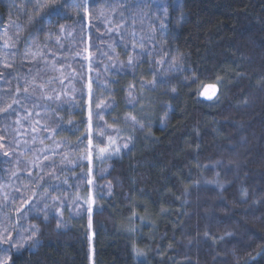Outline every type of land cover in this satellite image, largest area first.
<instances>
[{
  "label": "trees",
  "instance_id": "trees-1",
  "mask_svg": "<svg viewBox=\"0 0 264 264\" xmlns=\"http://www.w3.org/2000/svg\"><path fill=\"white\" fill-rule=\"evenodd\" d=\"M179 2L162 33L135 0H88L87 14L82 4L39 29L36 0H0V108L12 105L0 129L7 146L43 152L37 174L54 170L68 204L60 221L36 212L39 248L8 264H264V0ZM90 81L102 117L91 162ZM100 131L122 150L99 159ZM10 168L0 160V178Z\"/></svg>",
  "mask_w": 264,
  "mask_h": 264
},
{
  "label": "rangeland",
  "instance_id": "rangeland-1",
  "mask_svg": "<svg viewBox=\"0 0 264 264\" xmlns=\"http://www.w3.org/2000/svg\"><path fill=\"white\" fill-rule=\"evenodd\" d=\"M151 2L160 3L161 5L166 4V0H151ZM173 3H175V0H172L171 4ZM172 11L176 15L175 19L178 20L181 16V12L173 8ZM144 13L147 16V24L153 28L151 31H154L158 28L159 32L164 33L165 25L163 23L166 21V19H169V13L167 14V17H165L162 11H157V9L154 7H144ZM215 95L212 96L211 99H208L203 95L201 98L205 102L212 101ZM8 131L9 130L0 129V145H3V147H0V160L2 163L7 161L11 164V170L8 174L9 177L0 178V204L6 203V207L0 208V232H2L5 227H7L16 241L23 242L31 234V225L28 224V221L30 218L35 216L36 212L42 210L50 211L48 216L53 215L57 220L60 221L58 208L59 206L68 204L64 203V196L60 198V195L58 196L54 193H56L58 187H64V189L66 187L64 185L59 186L60 183L56 185L53 184L52 179L47 175L48 173L37 174L43 173V164L39 165V162L42 160L41 155L43 152L39 151V149L32 148L29 141L27 142L25 139H22L21 141L19 140L18 143L16 142L13 146H7L5 144L7 137H4L3 135L5 132L8 133ZM4 149H6V151L9 153L8 156L3 155ZM104 155L110 156L108 154ZM45 165L47 166V163ZM13 172L16 173L15 176L12 175ZM29 172H31L32 175H29ZM41 177H43L44 180L41 179ZM46 178L49 179L48 183ZM49 185H55V190L50 188ZM88 186L90 187V182ZM17 189H19V191H17ZM45 190H47L48 194L46 198L42 199L44 197ZM33 193H35V195H33ZM5 195L8 197L6 202ZM53 196L56 197V200L52 199ZM29 197L32 198L31 203H39L36 207L32 208V211L29 214L20 215L18 217L14 209L20 206L21 199H28ZM45 203L49 205L47 209H45ZM3 248H8L9 250L6 253L0 251V260L7 258V261L9 262V257L12 254L18 253L26 247L17 251L15 248H9L8 244H0V249Z\"/></svg>",
  "mask_w": 264,
  "mask_h": 264
},
{
  "label": "snow or ice",
  "instance_id": "snow-or-ice-1",
  "mask_svg": "<svg viewBox=\"0 0 264 264\" xmlns=\"http://www.w3.org/2000/svg\"><path fill=\"white\" fill-rule=\"evenodd\" d=\"M29 2H31V0H29ZM82 4L85 6V11L87 14V9L86 6L88 4V0H36V3L34 5L33 8V12L35 14L36 17H39V19H33L32 17H29V24H32L35 26V28L39 29L40 27L44 26L46 23L51 24V17L55 16L58 18H67L68 12H76L77 14L79 13ZM125 7H128L130 5H124ZM135 8H142V7H148V8H155L157 9V11H162L165 15V17H167L168 14V9L171 7L175 10H181L182 9V5L180 4L179 0H175V3L173 4H165V5H161L160 3H155V2H151V0H135L134 5ZM183 16V13L181 11V18ZM61 30H63V25H61ZM112 29H109V31H111ZM133 49H135L136 44L134 43L132 45ZM141 47H143V45L141 44ZM164 61L162 60H157L156 63L157 64H161ZM127 65L130 67H135V57L133 56H129L128 61H127ZM181 65V58L179 57H175L171 60L170 64H169V71L173 70V69H177L178 66ZM124 65L122 64L121 67H123ZM5 68L10 67V65L5 64L4 65ZM3 73H0V76H2ZM193 83L195 82L194 80L192 81ZM62 83V81H61ZM155 84V82H152ZM160 83H165L164 81H161ZM36 87L41 88V91L43 92L44 86L43 85H37ZM211 88V94H209L208 89ZM24 92H28V87H25ZM174 91V90H173ZM17 92H19V89H17ZM88 94H89V111H88V144H89V160L91 162V156H92V152L91 150L93 149V140L95 139V135H94V128L95 129H100L101 126L99 124L94 125L93 124V120L94 117H101L100 112H94L92 105L95 102V98L93 97V93H92V83L91 81L88 84ZM203 96H206V98L211 99L212 96H214L216 94V87L214 85H206L203 87V91L200 93ZM128 97H129V103H133V101L135 100V97L133 96L132 91H128L127 93ZM46 100H52L53 97L50 95H44L43 97ZM56 99H59V96L56 97ZM19 103V101L16 98H13V104H17ZM102 105L104 107H112V105H105L104 101H101L100 103H95V108L99 109L102 107ZM12 108V105L9 104L6 108H0V112H8V109ZM37 115H39L37 113ZM17 124L20 123L19 120L16 121ZM37 124H39V121L36 122ZM71 123V122H69ZM125 123L129 124L134 130L139 128L140 130H143L144 125L143 124H137V121L135 119V117H130L128 119H126ZM109 127H112L111 125H109ZM36 131V128H33V132ZM99 135L101 136H107L108 138V145L105 146H101L103 144V141H97L95 147H97L99 149V153L100 156L98 157L99 159H104L106 158L104 154H108L111 155L113 152L115 153H119L122 148L117 146L115 148H113V145H115L116 141L114 139V137L107 132H103L100 131ZM35 139V137H34ZM0 147H3V145H0ZM123 148H128L129 144L125 143L123 146ZM23 154V153H22ZM4 156H8L9 153L7 151H5L3 153ZM48 157L44 156V160H47ZM39 166V165H37ZM91 172V169H90ZM13 176L16 175L15 172L12 173ZM29 175H32L31 172H29ZM48 176H55V171H51L47 174ZM41 179H43V177H41ZM50 188H52L53 190H55V185H49ZM17 191H19V189H17ZM47 190H45V194H44V198L47 197ZM33 195H35V193H33ZM8 197L7 195H5V202L7 201ZM31 197H29L28 199H21V203L20 206L15 208L14 211L17 214V216L19 217L20 215H27L32 211L33 207H36L37 204L39 202H37V204H33L31 203ZM53 200H56V197L53 196L52 197ZM6 207V203L5 204H0V208H4ZM49 207V205H47V203H45V209H47ZM43 211V210H42ZM92 209L91 207H89V212L91 213ZM44 215V219L45 221L48 220V214L46 211L43 212ZM31 234L23 241V242H19L16 241L12 235L11 232H9L8 228L5 227L3 229L2 232H0V244H8L9 248H15L17 251H19L21 248H31V249H36L39 248L40 246V240L38 239V233L40 231L39 227H37L36 225H31ZM57 229L62 227V223L57 222L56 224ZM8 248H3L0 249V251L3 252H8ZM138 255H142V253L137 252ZM0 264H8L7 258L0 260Z\"/></svg>",
  "mask_w": 264,
  "mask_h": 264
},
{
  "label": "water",
  "instance_id": "water-1",
  "mask_svg": "<svg viewBox=\"0 0 264 264\" xmlns=\"http://www.w3.org/2000/svg\"><path fill=\"white\" fill-rule=\"evenodd\" d=\"M208 92L210 93V90H208Z\"/></svg>",
  "mask_w": 264,
  "mask_h": 264
}]
</instances>
